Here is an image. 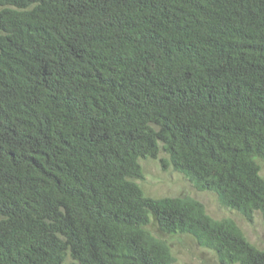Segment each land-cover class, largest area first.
I'll use <instances>...</instances> for the list:
<instances>
[{"label":"trees","instance_id":"16d2710c","mask_svg":"<svg viewBox=\"0 0 264 264\" xmlns=\"http://www.w3.org/2000/svg\"><path fill=\"white\" fill-rule=\"evenodd\" d=\"M160 151L264 226V0H0V264H172L151 223L264 264L233 219L145 196Z\"/></svg>","mask_w":264,"mask_h":264},{"label":"rangeland","instance_id":"374dc122","mask_svg":"<svg viewBox=\"0 0 264 264\" xmlns=\"http://www.w3.org/2000/svg\"><path fill=\"white\" fill-rule=\"evenodd\" d=\"M167 155L160 151L156 159H143L139 163L142 167L143 179L136 181L145 196L151 198L189 196L200 201L209 216L220 220L231 218L240 228L245 238L257 249L264 251V226L259 213H255L253 220L247 222L234 210L221 206L217 196L210 192L197 191L192 184L171 167L163 168L160 159ZM260 175L264 178V160L257 161ZM148 231L155 237L167 242L174 257L172 264H220L216 255L210 250L201 248L189 235H166L161 233L151 223ZM67 257L63 264H69Z\"/></svg>","mask_w":264,"mask_h":264}]
</instances>
